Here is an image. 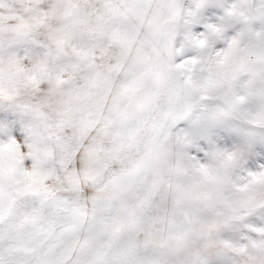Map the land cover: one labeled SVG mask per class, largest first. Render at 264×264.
I'll use <instances>...</instances> for the list:
<instances>
[{
	"label": "snow or ice",
	"instance_id": "1",
	"mask_svg": "<svg viewBox=\"0 0 264 264\" xmlns=\"http://www.w3.org/2000/svg\"><path fill=\"white\" fill-rule=\"evenodd\" d=\"M0 264H264V0H0Z\"/></svg>",
	"mask_w": 264,
	"mask_h": 264
}]
</instances>
